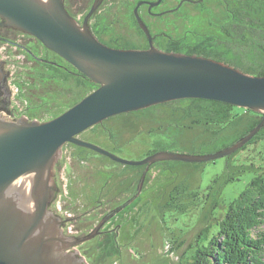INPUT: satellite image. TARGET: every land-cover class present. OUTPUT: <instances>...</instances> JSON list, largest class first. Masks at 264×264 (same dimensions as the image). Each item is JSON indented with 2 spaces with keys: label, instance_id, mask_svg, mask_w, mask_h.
Wrapping results in <instances>:
<instances>
[{
  "label": "rangeland",
  "instance_id": "obj_1",
  "mask_svg": "<svg viewBox=\"0 0 264 264\" xmlns=\"http://www.w3.org/2000/svg\"><path fill=\"white\" fill-rule=\"evenodd\" d=\"M93 1L70 0L77 12L75 18L82 22L87 14V10L81 12L82 7H89ZM176 1L178 3L179 0H162L156 6L157 10L168 9ZM138 2L140 0H105L91 17L90 27L107 42L125 40L130 48H144L148 40L140 33L138 19L133 14ZM207 5L215 16L222 10L214 0H208ZM190 6L192 8L186 9ZM197 7L188 4L179 13H166L150 19L147 25L158 38L154 44L158 46L162 33L181 36L193 29L204 32L208 11ZM140 8V15L144 9L147 10L146 5ZM7 35L5 39L26 46L34 56L24 47L0 39V60L4 61L8 72L6 84L11 94L8 109L12 111V115L3 116H30L33 120L48 121L56 118V114L64 113L76 99L88 92V89L76 86L74 81H71V90H66L61 80L50 76L56 66L52 68L36 62L35 56L62 67L68 66L65 59L45 47L36 37L22 31ZM189 105L185 100L170 106L120 113L90 127L79 137L131 160L145 158L157 145V148H164L161 150L206 154L231 141L233 136L212 145L200 144L197 137L202 131L199 128L190 131L186 127L191 125V119L183 109ZM79 147L73 143L63 147L55 176L58 193L51 209L70 220L65 229L67 235L82 237L90 234L108 213L137 194L145 169L121 164L89 148ZM226 161V157L219 158L202 164L201 168L190 162L172 160L150 165L138 195L102 223L98 229L102 233L75 248L81 255L94 252L93 261L97 264H179L187 260L185 256L189 255V247L206 225L208 213L202 215L199 206V210L191 211V214L189 208L186 214H179L176 208L167 204H172L171 197L177 195L174 190L177 187L206 189L224 173ZM251 175L248 173L242 180L227 184L223 188L225 199L229 201L237 196ZM174 204L177 205V201ZM196 218L200 219L195 223ZM259 231H264V224L254 229L253 236ZM109 232L114 234L108 237L106 233ZM106 239L108 242H103ZM103 244H110L112 248L105 259L98 252ZM87 257L91 262V257Z\"/></svg>",
  "mask_w": 264,
  "mask_h": 264
},
{
  "label": "water",
  "instance_id": "obj_2",
  "mask_svg": "<svg viewBox=\"0 0 264 264\" xmlns=\"http://www.w3.org/2000/svg\"><path fill=\"white\" fill-rule=\"evenodd\" d=\"M103 1L94 0L81 22L70 13L66 0H0V25L36 37L99 85L51 120L7 118L2 114L12 115L8 109L11 94L6 84L8 72L0 60V264H90L75 247L102 233L98 232L102 223L138 195L150 165L223 158L246 145L264 126L263 117L246 136L216 152L159 150L140 160L120 157L81 139V133L114 115L181 99L222 101L264 114V75L246 73L203 55L166 51L154 44V35L139 8L148 4L151 10L162 0L140 1L134 9L149 40L147 48H117L99 40L89 22ZM67 143L89 148L121 164L147 166L137 194L82 237L67 235L63 217L51 209L58 193L56 166Z\"/></svg>",
  "mask_w": 264,
  "mask_h": 264
},
{
  "label": "trees",
  "instance_id": "obj_3",
  "mask_svg": "<svg viewBox=\"0 0 264 264\" xmlns=\"http://www.w3.org/2000/svg\"><path fill=\"white\" fill-rule=\"evenodd\" d=\"M207 1L204 0L197 7L199 10L208 11L205 14L207 29L204 32L193 29L185 31L181 36L162 33L159 35L163 38L158 47L167 51L203 55L223 61L246 73L264 75V0H214L222 9L216 16L208 9ZM92 4L89 7L85 6L86 8L82 7L81 12L87 10L88 13ZM66 7L76 17L77 12L73 10L70 0H66ZM91 29L99 40L109 46L131 47L125 40L107 42L100 38L98 31ZM139 30L146 36L140 27ZM21 47L27 49L24 45ZM35 60L52 68L56 66L55 72L50 76L61 80L66 90L73 87L71 81H74L76 86L88 89V92L76 99L69 108L99 86L68 62V66L62 67L40 60L36 56ZM1 93L3 91L0 89V96L3 95ZM185 100H188L190 105L183 111L191 119V125L186 127L190 131L197 128L202 131L197 137L201 141L200 144L212 145L233 136L230 142L224 143L214 152L227 148L246 136L264 117V114L250 109L239 108L222 101L198 98L176 100L152 108L170 106ZM30 120L33 119L30 117ZM254 145H258V148ZM251 146L253 147L250 148ZM157 147L148 155L164 149ZM225 157L227 161L224 173L217 176L206 189L201 187L193 189L190 186L188 190L187 187H177L174 189L177 195L171 197L172 204L170 202L167 204L170 208H176L179 214H186L189 209L191 214V211L199 210V206L202 215L208 213L206 225L198 232L189 247V255L185 256L187 260L179 264H264V231H259L253 236L254 229L264 224V126L246 145ZM205 163L207 162L192 164L196 168H201ZM133 167L146 169L147 166ZM248 173L252 175L246 187L233 199L226 200L223 188L229 183L242 180ZM175 201L177 205L174 204ZM199 219L196 218L195 223ZM113 234L106 233L108 237ZM107 239L103 242H108ZM109 249H112L110 244H103L102 248H99L98 252L102 259L107 258ZM87 260L89 261L88 258ZM90 264L97 262L92 260Z\"/></svg>",
  "mask_w": 264,
  "mask_h": 264
},
{
  "label": "flooded vegetation",
  "instance_id": "obj_4",
  "mask_svg": "<svg viewBox=\"0 0 264 264\" xmlns=\"http://www.w3.org/2000/svg\"><path fill=\"white\" fill-rule=\"evenodd\" d=\"M140 1H147V0H140ZM151 1H154V0H151ZM203 1L204 0H201V1H199V0H179L178 3L176 1V4H173L168 9H164V10H161V11L157 10V7H153L151 10H149V5L148 4H143V5H146L147 6V10L144 9L141 12V16L144 19V21L146 22V24H148L149 20L150 19H153L154 17L163 16L166 13H174V12L179 13V11H181L182 8L185 7V6H187L188 4H191L192 6L195 5V7H197L198 5L202 4ZM136 5H135V7H136ZM189 8H192V7L191 6L188 7V8L186 7V9H189ZM139 9L141 10V8H139ZM160 13H163V14L159 15ZM133 14H134V12H133ZM1 21H3V20L0 18V22ZM18 32H21V31L16 30V29H12V28H10L8 26L0 25V39H3V38L5 39V37H6L5 35H7V34L13 35L14 33H18ZM147 40H148V38H147ZM153 41L156 44L157 41H158V38L156 36H154ZM148 46H149V40H148ZM144 48H147V47L145 46ZM56 168H57V166H56ZM63 219H64V222H63V226L62 227H63V229L65 231L66 226L69 224L70 220L67 219V218H65V217H63ZM94 255H95L94 252H89V254H85L84 256L85 257L89 256V257H91L92 260H94Z\"/></svg>",
  "mask_w": 264,
  "mask_h": 264
},
{
  "label": "bare ground",
  "instance_id": "obj_5",
  "mask_svg": "<svg viewBox=\"0 0 264 264\" xmlns=\"http://www.w3.org/2000/svg\"><path fill=\"white\" fill-rule=\"evenodd\" d=\"M11 28H13V27H11ZM13 29H15V28H13ZM16 30H18V29H16ZM74 105H75V104H74ZM74 105H73V106H74Z\"/></svg>",
  "mask_w": 264,
  "mask_h": 264
},
{
  "label": "built area",
  "instance_id": "obj_6",
  "mask_svg": "<svg viewBox=\"0 0 264 264\" xmlns=\"http://www.w3.org/2000/svg\"><path fill=\"white\" fill-rule=\"evenodd\" d=\"M11 118H13V117H11Z\"/></svg>",
  "mask_w": 264,
  "mask_h": 264
}]
</instances>
